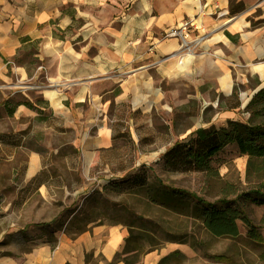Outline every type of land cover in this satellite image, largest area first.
<instances>
[{
  "label": "crops",
  "instance_id": "crops-1",
  "mask_svg": "<svg viewBox=\"0 0 264 264\" xmlns=\"http://www.w3.org/2000/svg\"><path fill=\"white\" fill-rule=\"evenodd\" d=\"M195 16L202 30L187 44L162 37ZM261 87L264 0H0V119L12 121L14 131L18 119L26 125L48 117L46 110L67 119L81 156L111 146L123 109L125 122L139 126L146 122H134L133 112L147 121L193 100L214 105L210 95L235 88L249 100ZM29 160L35 172L38 156ZM124 237L121 224L101 223L75 236L30 240L21 250L0 242V264H110Z\"/></svg>",
  "mask_w": 264,
  "mask_h": 264
},
{
  "label": "rangeland",
  "instance_id": "rangeland-1",
  "mask_svg": "<svg viewBox=\"0 0 264 264\" xmlns=\"http://www.w3.org/2000/svg\"><path fill=\"white\" fill-rule=\"evenodd\" d=\"M239 94L235 88L228 96L210 95L209 98L215 97L214 105L193 100L187 108L161 110L169 113L160 112L161 118L147 121L140 112H133L134 122H146L139 126L125 122L128 114L123 109V120L115 126L111 146L99 149L94 157L81 156L78 144L72 141L73 126L47 110L44 113L48 117L28 119L26 125L18 119L14 123L15 131L12 121L0 119L1 244L10 242L21 250L30 240L48 239L53 232L63 230L58 228L59 222L50 227L42 223L58 216L66 219L64 226L74 214L84 217L90 220L84 224L88 228L99 222H126L127 218L130 221L135 215H143L151 219L150 229L159 230L155 232L156 238L140 241L143 250L137 258H129L136 259L131 264H157L162 256L174 250L182 254L167 264H264V204H244L262 237L257 242L247 236V227L241 220L236 221L239 231L236 237L214 236L191 216L156 206L146 207L140 197L121 186L143 166L152 179L158 177L210 201L227 191L253 187L255 180L246 176L247 157L239 155L234 143L227 144L213 157L212 173L165 169L161 159L165 149L189 136L186 131L196 126L223 117L227 120L230 116L245 120L249 115L245 110L249 100ZM34 99L40 101L39 97ZM165 120L171 122L167 124ZM30 155L38 156L35 172L29 169ZM228 197L233 198L234 194ZM122 204L130 210L123 209ZM135 224L139 225V220ZM123 228L127 236V227L123 225ZM67 230L71 235L76 233L75 227ZM1 247V253H7Z\"/></svg>",
  "mask_w": 264,
  "mask_h": 264
},
{
  "label": "trees",
  "instance_id": "trees-1",
  "mask_svg": "<svg viewBox=\"0 0 264 264\" xmlns=\"http://www.w3.org/2000/svg\"><path fill=\"white\" fill-rule=\"evenodd\" d=\"M242 9V3L235 7L230 5V13ZM245 110L249 114L245 120H228L226 125L218 128L215 126L199 127L189 137L177 140L165 149L161 159L165 169L212 173L214 170L211 165L213 157L227 144L234 143L239 155L247 157L246 176L255 180L256 184L253 187L246 191H227L226 194L210 201L195 192L167 184L158 177L152 179L146 167L143 166L130 180L125 179L121 186H124L126 192L140 197L146 207L156 206L191 216L214 236L236 237L239 234L236 221L241 220L247 227V236L251 240L261 241L262 237L257 230L258 227L247 214L244 204L246 202L264 204V87L253 93ZM228 194H234V197L229 198ZM92 197L95 198V194ZM122 207L126 211L130 210L125 204H122ZM85 219L74 214L66 226H64L66 219L61 216L42 224L50 227L53 223L59 222L58 228L70 235L72 233L67 229L70 226L75 227L76 233L71 235L75 236L90 228L84 227V224L90 222ZM126 220V222L113 223L126 226L128 234L124 237L120 251L115 253L114 261L110 264H114L115 261H122L124 264L136 262V259L134 261L129 258L131 256L137 258L138 253L143 250L140 241L156 238L155 232L159 230L157 227L150 229L148 222L151 219L143 215H135L134 219L129 221L127 218ZM137 220H139V225L135 224ZM82 221H84L83 226ZM181 254L179 250L171 251L162 256L157 264H167Z\"/></svg>",
  "mask_w": 264,
  "mask_h": 264
},
{
  "label": "built area",
  "instance_id": "built-area-1",
  "mask_svg": "<svg viewBox=\"0 0 264 264\" xmlns=\"http://www.w3.org/2000/svg\"><path fill=\"white\" fill-rule=\"evenodd\" d=\"M197 16V15H196ZM187 17L183 19L178 25L170 27L163 31L162 37H180L184 44H187V37L191 35L194 31L202 30L197 17ZM206 36V33L195 35V42H200ZM151 49V48H150Z\"/></svg>",
  "mask_w": 264,
  "mask_h": 264
}]
</instances>
